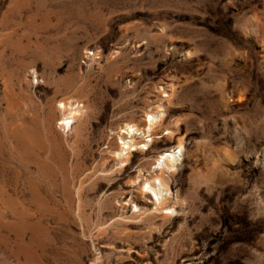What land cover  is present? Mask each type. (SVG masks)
I'll return each mask as SVG.
<instances>
[{"label":"rangeland","instance_id":"374dc122","mask_svg":"<svg viewBox=\"0 0 264 264\" xmlns=\"http://www.w3.org/2000/svg\"><path fill=\"white\" fill-rule=\"evenodd\" d=\"M0 264H264V0H0Z\"/></svg>","mask_w":264,"mask_h":264},{"label":"bare ground","instance_id":"6f19581e","mask_svg":"<svg viewBox=\"0 0 264 264\" xmlns=\"http://www.w3.org/2000/svg\"><path fill=\"white\" fill-rule=\"evenodd\" d=\"M75 113H73L74 115ZM72 117V116H71ZM69 119V118H68ZM151 120H154V121H159L158 120V117L154 116V115H151ZM150 120V121H151ZM161 120V119H160ZM71 122V121H70ZM153 122H150L149 123V127H148V132H150L152 130V127H153ZM154 128V127H153ZM140 128H138V126L136 124H131V123H127L126 126L123 128V133H126L129 136V140H124L123 141V145L121 146V149L119 150V152L117 153L119 156H125L126 158H128V156L130 154V150H131V147L135 144V141L133 139V135L135 133H138L140 132L139 131ZM153 131V130H152ZM142 132V131H141ZM153 134H148V135H145V137H148ZM127 137V136H125ZM153 139V138H152ZM144 144H147V143H144ZM181 146V144H180ZM179 146V147H180ZM7 158V157H6ZM161 159V160H160ZM176 160V151L173 150V151H166V152H163L159 155L158 157V161H159V165H161L162 167L163 164L165 165H168L169 167H173L174 166V162ZM6 161V160H5ZM8 161V160H7ZM122 161V160H121ZM12 163V162H11ZM14 163V162H13ZM8 165V164H7ZM161 167V168H162ZM163 169V168H162ZM162 172L160 173V176L158 177H154L153 180H147L146 183H148L147 185V189H151L153 192H155L157 195H158V198H159V195L163 196L164 193L167 194L169 192V188L168 186L166 185L165 181L163 180L162 178ZM14 176V175H13ZM11 179V178H10ZM41 181V180H40ZM12 200V199H11ZM7 201V200H6ZM160 202V201H159ZM6 203V202H5ZM41 204V203H40ZM160 204V203H159ZM11 207V206H10ZM17 217V216H16ZM13 222V221H12ZM8 223V222H7ZM19 226V225H18ZM11 227V226H10ZM17 228V227H16ZM14 230V229H13ZM12 233V232H11ZM9 234V233H7ZM10 238V237H9ZM11 248V247H10Z\"/></svg>","mask_w":264,"mask_h":264}]
</instances>
